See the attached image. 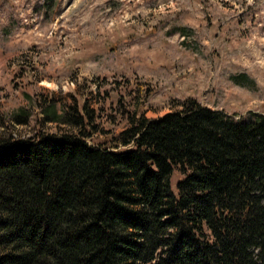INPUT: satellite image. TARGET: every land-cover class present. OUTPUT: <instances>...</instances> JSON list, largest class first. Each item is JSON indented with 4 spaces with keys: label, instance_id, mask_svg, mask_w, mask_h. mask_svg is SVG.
I'll list each match as a JSON object with an SVG mask.
<instances>
[{
    "label": "trees",
    "instance_id": "16d2710c",
    "mask_svg": "<svg viewBox=\"0 0 264 264\" xmlns=\"http://www.w3.org/2000/svg\"><path fill=\"white\" fill-rule=\"evenodd\" d=\"M28 95L0 111V264H264V116L188 98L150 120L137 98L128 127L91 144L97 110Z\"/></svg>",
    "mask_w": 264,
    "mask_h": 264
},
{
    "label": "rangeland",
    "instance_id": "374dc122",
    "mask_svg": "<svg viewBox=\"0 0 264 264\" xmlns=\"http://www.w3.org/2000/svg\"><path fill=\"white\" fill-rule=\"evenodd\" d=\"M28 93L97 110L91 144L126 129L137 98L150 120L188 98L264 116V0H0V111L29 108ZM44 111L14 136H34Z\"/></svg>",
    "mask_w": 264,
    "mask_h": 264
}]
</instances>
